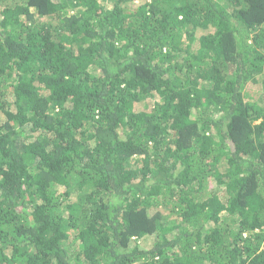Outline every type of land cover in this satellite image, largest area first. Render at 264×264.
<instances>
[{"label":"trees","instance_id":"obj_1","mask_svg":"<svg viewBox=\"0 0 264 264\" xmlns=\"http://www.w3.org/2000/svg\"><path fill=\"white\" fill-rule=\"evenodd\" d=\"M0 264H264V0H0Z\"/></svg>","mask_w":264,"mask_h":264}]
</instances>
